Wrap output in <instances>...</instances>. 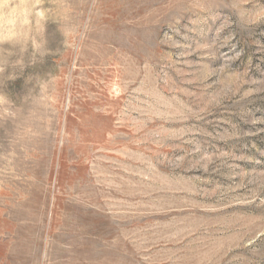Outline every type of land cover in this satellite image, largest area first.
<instances>
[{
    "label": "rangeland",
    "instance_id": "374dc122",
    "mask_svg": "<svg viewBox=\"0 0 264 264\" xmlns=\"http://www.w3.org/2000/svg\"><path fill=\"white\" fill-rule=\"evenodd\" d=\"M41 2L0 84V264H264V0Z\"/></svg>",
    "mask_w": 264,
    "mask_h": 264
},
{
    "label": "clouds",
    "instance_id": "9594fccd",
    "mask_svg": "<svg viewBox=\"0 0 264 264\" xmlns=\"http://www.w3.org/2000/svg\"><path fill=\"white\" fill-rule=\"evenodd\" d=\"M243 0L241 7H245ZM43 13V15H41ZM239 18V11L237 10ZM50 19L47 8L41 0H0V84L5 80H14L16 72L4 75L9 67L24 68L23 55L27 51L29 44L33 49L32 63L35 62V54L41 56L45 54L43 31L44 23ZM264 19V9L249 12L245 8V26H252ZM39 22V23H38ZM3 45H10L13 49H18L20 58L10 61L13 54L4 49ZM46 82L40 81L39 87L42 91ZM17 106L9 96L0 91V119L14 120Z\"/></svg>",
    "mask_w": 264,
    "mask_h": 264
}]
</instances>
